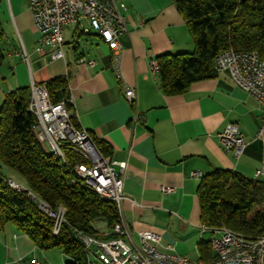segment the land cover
Wrapping results in <instances>:
<instances>
[{
	"label": "crops",
	"instance_id": "1",
	"mask_svg": "<svg viewBox=\"0 0 264 264\" xmlns=\"http://www.w3.org/2000/svg\"><path fill=\"white\" fill-rule=\"evenodd\" d=\"M113 1L126 6L127 16V30L118 38L119 79L112 70V50L93 33L83 34L71 24L62 31V59L52 61V49L39 55L28 0H0L4 33L0 100L31 83L65 77L72 100L70 115L81 129L111 147V161L126 165L123 192L129 200L122 203V211L133 241L138 243L139 232L155 233L160 236L159 251L191 263H208L207 258L202 260L199 243L218 234L201 225L196 191L201 179L214 170L264 181L260 105L225 73L194 83L183 94L163 95L149 62L194 50L184 20L171 0ZM22 49L28 65L22 60ZM79 59L95 66H80ZM126 88L135 94L131 105L124 98ZM229 123L238 126L246 143L238 158L224 152L218 142V134ZM161 187L174 192L163 194ZM32 260L68 262L58 250L37 249L11 224L0 226V264H31ZM87 261L93 264L90 255Z\"/></svg>",
	"mask_w": 264,
	"mask_h": 264
},
{
	"label": "trees",
	"instance_id": "2",
	"mask_svg": "<svg viewBox=\"0 0 264 264\" xmlns=\"http://www.w3.org/2000/svg\"><path fill=\"white\" fill-rule=\"evenodd\" d=\"M171 1L185 22L194 50L154 59L163 95L183 94L192 84L215 77L214 60L224 51L254 53L264 61V0ZM3 34L0 22V67L4 62ZM41 85L52 104L69 99L65 77ZM29 103L30 88L22 87L6 93L0 106V226L11 224L39 250H58L67 258L66 264H87L83 246L74 233L98 240L114 239L111 231L118 223V214L112 203L79 184L73 168L83 161L77 154L67 149V163L60 166L43 150L34 132L36 120L28 111ZM71 120L77 126L73 116ZM91 137L103 156L111 155L110 146ZM2 167L15 171L27 191L9 189ZM196 196L204 228L214 232L225 227L249 238L264 236V181L214 170L201 179ZM39 202L52 211L64 209V223L57 237L52 236L51 219L38 208ZM97 223H103L106 231H98ZM211 241L199 243L202 260L211 262L214 258Z\"/></svg>",
	"mask_w": 264,
	"mask_h": 264
},
{
	"label": "built area",
	"instance_id": "3",
	"mask_svg": "<svg viewBox=\"0 0 264 264\" xmlns=\"http://www.w3.org/2000/svg\"><path fill=\"white\" fill-rule=\"evenodd\" d=\"M28 10L33 28L39 36L35 50L39 55H45L48 49H52L49 58L52 61L62 59V31L66 25L71 24L83 34L93 33L103 45L112 50V70L117 79L121 78V47L118 38L127 30L124 4H117L113 0H28ZM21 55L23 62L28 65L23 49ZM77 64L90 68L95 66L93 61L85 59H79ZM149 67L153 74L157 72L154 59L150 60ZM214 69L217 73H225L236 88L259 103L260 135L264 132V61L252 63V56L230 49L215 58ZM29 88L30 102L36 108L35 125L38 135L41 136V143L47 144L54 152L65 153L69 149L77 154L83 161L75 164L79 179L91 185L102 197L116 198L114 207L118 212V223L111 232H122V241L112 242V239L95 240L79 236L84 242L85 253L90 254L93 264H249V260L264 258V236L249 238L225 227L214 231L218 237L211 241L214 258L209 263H191L183 256L159 251L157 246L160 236L155 233L139 232L138 243H135L130 228L123 219L122 203L129 200L123 192L125 163L113 162L108 156H103L95 147L92 137L79 127L74 115L77 126L72 123V116L66 108V105L72 107V100L52 104L44 86L31 83ZM124 98L131 105L135 98L133 89L126 88ZM134 121L137 120L134 118ZM217 137L221 149L232 153L236 158L246 147L236 124H227ZM82 138H89V145H82ZM191 176L198 177L199 174L191 173ZM16 192L19 190L16 189ZM161 192L171 194L174 189L161 187ZM45 212L50 215L55 230H60L63 225L60 213ZM220 251H229L230 259L226 262H215V254ZM31 264L40 263L32 260Z\"/></svg>",
	"mask_w": 264,
	"mask_h": 264
},
{
	"label": "bare ground",
	"instance_id": "4",
	"mask_svg": "<svg viewBox=\"0 0 264 264\" xmlns=\"http://www.w3.org/2000/svg\"><path fill=\"white\" fill-rule=\"evenodd\" d=\"M245 56H252V63H259V61H261L258 56L254 53H245ZM28 111L34 116L36 117V108L35 106L32 105V103L30 102L29 103V106H28ZM34 132H35V135H36V138L37 140L41 143V136L38 135V128L34 127ZM43 145L46 146L47 148V151L49 152L50 155H52L53 157H55L58 162H62V163H59L60 166H63V165H66L67 163V157H66V154L65 153H61V152H54L52 149H50V147L45 144V143H41ZM82 145H89V138H82ZM73 172L76 176V179L77 181L79 182V184L89 190H91L93 193H95L100 199L102 200H105V201H108L110 203H112L114 206H116V198L114 197H102L101 194L96 191L95 189H93L91 187V185H89L88 183L84 182V181H81L79 179V173L77 172L76 170V165L74 166L73 168ZM4 183L7 185V187L13 191L16 192V189L19 190V192H26V188L25 187H22L16 183H14L12 180L10 179H6L4 180ZM11 185L13 187H11ZM16 188V189H14ZM28 196L32 199H34V196L31 195L30 193H28ZM37 203V202H36ZM38 208H40L42 210V208L44 210H42L46 215L47 213L45 211H48V213L50 214H57V211L60 213V216H62V223H64V209L62 207H59L57 208L56 210H51L46 204L42 203V202H39L38 204ZM42 207V208H41ZM118 214V212H117ZM49 218H50V215H47ZM51 219V218H50ZM59 233V230H55V228L53 227V230H52V236L53 237H57ZM77 237V239L81 242L82 246H83V250H84V253H85V245H84V242L83 240H81L79 238V236H82L83 238H94V237H91V236H88V235H85V234H82L81 232H75L74 233ZM112 234H114L116 236V238L112 239V242H120L122 241V232H113ZM95 240H98L96 238H94ZM89 253H85V256H86V259H88L89 257ZM230 259V252L229 251H220L218 253L215 254V262H226L227 260ZM88 262V261H87ZM87 264H90V263H87ZM249 264H264V258H258V260H249Z\"/></svg>",
	"mask_w": 264,
	"mask_h": 264
},
{
	"label": "rangeland",
	"instance_id": "5",
	"mask_svg": "<svg viewBox=\"0 0 264 264\" xmlns=\"http://www.w3.org/2000/svg\"><path fill=\"white\" fill-rule=\"evenodd\" d=\"M1 87H2V85H1V83H0V88H1ZM2 100H3V99L0 100V106H1ZM42 147H43V150H44L46 153H49V152L47 151V148H46L45 145L42 144ZM2 173L5 174L6 176L10 177V179H11L14 183H16V184H18V185H20V186H22V187L25 186L24 183H23V181H22V179H21V177H20L15 171H13V170H11V169H9V168H7V167H2ZM95 227H96V229H97L98 231H100V232H105V231H106V227H105V225H104L103 223H97V224L95 225Z\"/></svg>",
	"mask_w": 264,
	"mask_h": 264
}]
</instances>
